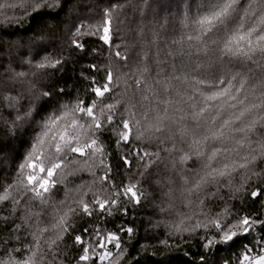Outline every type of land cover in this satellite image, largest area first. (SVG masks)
I'll return each mask as SVG.
<instances>
[{
    "label": "snow or ice",
    "instance_id": "obj_1",
    "mask_svg": "<svg viewBox=\"0 0 264 264\" xmlns=\"http://www.w3.org/2000/svg\"><path fill=\"white\" fill-rule=\"evenodd\" d=\"M45 6L55 5L48 0L0 2V10L23 8L25 14L28 7L35 12ZM118 10L119 6L105 10L100 24H81L73 33L72 44L77 49L83 50L84 45L75 37L85 35L97 37L108 47L106 66H88L91 71L104 73L103 82L84 77L89 80L86 91L92 95L90 100L86 102L77 94L73 101L60 102L58 108L35 121L38 131L17 165L12 182L0 184V208L6 203L11 205L10 210L5 209L9 214L0 215V220H13L12 231L19 242L0 255V264H64L60 248L74 227L72 218L96 213L103 218L121 208L127 215L128 204L139 205L145 198L140 179L152 165L162 162L161 152L167 154L174 168L181 166L183 204L189 208L188 212H176L178 219L167 224L169 237L180 236L183 240L185 234L191 237L200 231L203 234L197 239L207 252L247 239L259 230L257 243L245 244L236 264H264V218L235 212L227 203L215 214L205 207L206 199H224L220 188L227 187L232 193L229 199H234L249 179L261 175L254 165L264 159V137L253 138L251 134L257 125L264 128V79L246 87L248 77L241 72L209 73L207 67L213 62L222 67L252 65L249 72L259 69L264 73V0H198L194 10L185 12L181 20L184 32L179 39L171 40L172 47L163 60L157 46L159 33L153 31L149 42L141 30L142 58L130 72L120 71L121 65L129 66L130 57L114 42L118 31L114 13ZM150 45L157 49L152 57L155 75L148 64ZM26 62L31 64V60ZM61 64L60 58L45 56L34 67L44 70ZM26 75L18 73L16 77ZM8 86L7 81H0V89ZM28 87L30 90L32 84ZM57 95H64V90L59 89ZM50 96L45 91L32 100ZM5 98L0 92V99ZM7 99L10 106L16 107L22 97ZM32 118L33 107H29L16 120L26 123ZM109 131L116 137L117 148L130 145L121 160L131 175L120 186L112 180L111 154L102 139ZM193 157L200 161V168L184 170L183 165ZM133 159L137 162L135 170ZM240 170L241 183L237 186L233 174ZM80 172L89 173L92 179L68 188L67 177ZM210 183L217 191L205 193ZM60 185L65 187V197L57 203L52 197ZM262 195L264 189L251 191L253 199ZM36 203L39 211L34 210ZM18 210H22L20 223H15ZM193 217L202 218L193 221ZM133 231L132 227L106 232L98 226L91 232L85 228L87 239L80 234L73 238L80 252L75 264H120L127 252L121 233L131 237ZM160 243L172 246L168 240ZM181 254L189 257V264H207L199 253L195 254L198 261L191 252ZM170 258L165 256L154 264H168Z\"/></svg>",
    "mask_w": 264,
    "mask_h": 264
},
{
    "label": "trees",
    "instance_id": "obj_2",
    "mask_svg": "<svg viewBox=\"0 0 264 264\" xmlns=\"http://www.w3.org/2000/svg\"><path fill=\"white\" fill-rule=\"evenodd\" d=\"M8 2L20 3L21 0H8ZM48 2L55 6H45L35 12L28 7L27 14L23 8L0 10V81H7L9 85L0 89L6 97L0 99V184L12 182L17 165L23 160L33 136L38 131L35 121L42 120L54 108H58L60 102L73 101L77 94L86 102L90 100L92 95L86 91L90 86L89 80L84 77H95L96 80L103 82L104 73L91 71L88 66L91 64H96L98 67L106 66L109 57L108 47L103 45L97 37L85 35L75 37L84 45L83 50L75 48L72 44L73 33L81 24L85 26L100 24L105 10L119 6L118 12L114 13L116 25H118L114 42L121 45L122 52L126 49L130 57L129 66L121 65L120 71L130 72L142 58L141 30L149 42L153 31L159 33L157 46L161 51L160 59L163 60L169 47H172L171 40L179 39L184 32L181 20L185 12L194 10L198 0H48ZM156 50V47L150 45L148 64L152 75H155L156 70V64L152 59ZM45 56L53 59L60 58L62 64L58 68L37 70L34 65ZM28 60H31V64L26 62ZM249 68L253 66L233 64L222 67L218 62H213L207 67V72L222 74L241 72L248 77L246 87H249L252 84H259L260 80L264 79V73L259 69L249 72ZM18 73L27 75L16 77ZM24 81L32 84L30 90L28 83ZM59 89L64 90V95H57ZM45 91L51 93V96L32 100L34 96ZM17 96L22 97L18 106H10L7 97ZM29 107H33V118L26 123L17 121V115H23ZM37 111L39 115H36ZM251 135L253 138L264 137V128L257 125ZM102 139L107 151L111 154L109 161L112 167V180L118 186L123 185L131 173L125 169L121 156L123 152L129 150L130 145H121L117 148L116 137L110 131L104 133ZM136 146H140L139 142ZM161 156L164 157L162 162L152 165L140 179L145 198L139 205L128 204L127 215L123 214L121 208L114 215L103 216V218L98 213L92 217L81 215L72 218L70 223L74 227L65 235L60 248L62 253L60 258L64 260V264H75V258L80 254L73 244L74 236L80 234L87 239L84 229L88 228L91 232L97 226L105 232L118 231L120 227L133 228L131 237L121 233L122 246L127 249V252L120 264H137V262L138 264H154L156 260L165 256L171 257L168 264H189V257L181 254L185 252H191L192 258L197 261L199 257L195 255L196 253L204 255L207 264H236L243 246L257 243L261 235L259 230L253 232L247 239H237L230 245H220L207 252L203 249L202 242L197 239L203 234L200 231L191 237L185 234L183 240L180 236L169 237L167 224L178 219L176 212H188L189 208L184 207L183 204L184 184L181 166L177 164L174 168L166 153L161 152ZM136 167L137 162L133 159V170ZM199 168L200 161L195 157L183 165L184 170ZM254 170L261 175L249 179L244 190L235 193L234 199H229L232 193L227 187L220 188L219 194L224 199H206V209L210 210L211 214H215L221 212L227 203L235 212L264 218V195L256 199L251 197L252 190L264 189V159L256 161ZM242 172L243 170H240L233 174L234 185L238 186L241 183ZM183 174L186 175L187 172ZM91 179L89 173L80 172L68 176L66 184L68 188H75L83 181ZM224 182L225 180L222 179L221 183ZM203 191L216 192L217 188L210 183ZM64 197L65 187L60 185L54 190L52 198L58 203ZM23 203L22 200L21 204ZM10 207L11 205L6 203L0 208V215H8L9 212L5 209L10 210ZM33 207L34 210L39 211L38 203ZM21 214L22 210H18L15 223H20ZM197 218L202 217H193V221ZM12 224L11 219L7 223L0 220V255L6 249L18 246L19 242L15 239L16 234L12 231ZM30 239L29 237L28 241L24 242L27 243ZM163 240H168L169 245L172 246L161 245L160 242ZM110 248L115 251L114 246Z\"/></svg>",
    "mask_w": 264,
    "mask_h": 264
}]
</instances>
